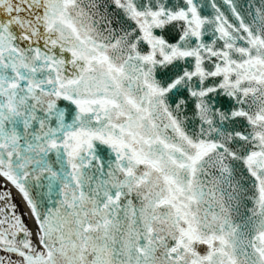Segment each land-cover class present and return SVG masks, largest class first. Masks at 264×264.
Listing matches in <instances>:
<instances>
[{
    "label": "snow or ice",
    "instance_id": "obj_1",
    "mask_svg": "<svg viewBox=\"0 0 264 264\" xmlns=\"http://www.w3.org/2000/svg\"><path fill=\"white\" fill-rule=\"evenodd\" d=\"M0 264H264V0H0Z\"/></svg>",
    "mask_w": 264,
    "mask_h": 264
}]
</instances>
